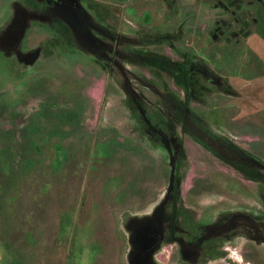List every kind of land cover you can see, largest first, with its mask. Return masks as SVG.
I'll return each instance as SVG.
<instances>
[{
    "label": "rangeland",
    "instance_id": "1",
    "mask_svg": "<svg viewBox=\"0 0 264 264\" xmlns=\"http://www.w3.org/2000/svg\"><path fill=\"white\" fill-rule=\"evenodd\" d=\"M85 1L87 8L98 10L100 21L121 34V46L112 43V50L134 46L135 53L176 60L179 56L168 44L173 40L180 50L200 58L204 66L228 76L227 83L236 91L228 98L225 89L206 86L192 76L193 94L187 95L186 83L180 78L163 70L154 72L155 68L129 66L144 80L133 86L140 98H148L141 103L147 116L156 114L157 107L164 116L162 112H169L174 102L188 103L207 120V129L236 141L241 148L250 145L247 138L256 135L255 127L264 134V99L259 102L253 97L256 91H264V50L260 49V58L254 47L257 61L248 55L238 60L218 46L210 52L208 40H202L215 15L200 3L210 0H197L198 4L181 0L186 6L176 14V23L163 11L157 16V8L153 15L144 11L165 7L167 0ZM14 2L0 0V193L4 190L0 199V264H117L123 260L122 248L128 264L131 246L124 222L126 216L150 214L158 203L156 199L147 204L154 186H159L158 201L161 199L168 174L163 155L153 149L141 152L135 149L141 146H134L140 142L130 141L143 130L130 117L117 66L109 61L111 66H107L97 53L96 61L83 46L79 50L67 30L64 40L59 39L51 21L54 16L37 2L30 11L24 10L35 16H26L22 25L17 23ZM36 13L44 18L36 19ZM156 36L160 41L163 36L176 39L158 42ZM130 39L138 42L130 44ZM239 62L245 63L241 71L236 67ZM244 72L260 76L250 83L233 77ZM250 125L247 135L245 129ZM263 146L256 141L250 148L263 153ZM126 148L127 152L123 151ZM254 153L264 160V154ZM157 165L162 173L153 168ZM236 175L223 169L214 173L220 181L217 188L194 189L201 197L209 196L202 199L211 203L206 208L207 221L221 209H232L238 203L242 208L250 198H254L250 200L254 209L263 206L264 185ZM137 193L143 197L135 200ZM246 244L240 238L230 248ZM241 255L230 254L228 263L254 264L255 260L264 264V247L256 246L249 254L253 262L243 261ZM216 262L208 264H221Z\"/></svg>",
    "mask_w": 264,
    "mask_h": 264
},
{
    "label": "flooded vegetation",
    "instance_id": "2",
    "mask_svg": "<svg viewBox=\"0 0 264 264\" xmlns=\"http://www.w3.org/2000/svg\"><path fill=\"white\" fill-rule=\"evenodd\" d=\"M84 1L15 0L12 4L13 7L16 6L14 18L21 25L27 19L26 16L29 18L35 16L31 17L32 13L25 14L24 10L32 9L31 7L36 2L46 6L49 10H46L47 13L54 16L51 21L55 25L53 29L59 34V39L64 40L67 30V33H71L69 38L72 44H75L74 46H77L79 50H81L79 46H83L90 52L88 55L94 57L96 61L97 53L99 59L105 61L106 63H103L107 66H111L108 61L110 64L113 62L119 70L130 117L136 120V124L139 122L140 129L143 130V134L133 133L137 139L130 141H139V145L134 144V146H141V149L135 148L141 152L143 149L150 153L153 149L163 155L162 161L168 174L166 189L161 199L158 201L161 196L159 186H154L153 194L147 196L149 199L147 204L156 199L158 203L150 214L145 216L142 213L139 217L133 218L126 216L124 222V229L128 235L127 241L131 246L128 264H208V262L217 263L216 260H219L221 264H229L230 254H239V252L242 254L243 261L250 262L249 254L255 247H264V215H261V211L264 210L263 198L260 199L263 206H258L256 209L252 203L254 198H250V203L241 204L242 208L238 207L240 205L238 203V206L232 209H221L207 221L206 208L211 203H205L202 199L209 196L201 197L202 193L194 191V189L217 188L220 181L214 177V173H219L223 169L230 172L232 170L237 174L236 176L248 178L249 182H258L264 185V160L254 153L257 151L261 153V150L256 147L250 148L251 144L256 141L264 145V134L262 135L261 129L255 127L256 135L250 140L246 136L252 127L251 125L247 127L245 137L249 140L250 145L241 148L236 141L231 142L207 129L209 128L207 120L188 103L178 105L174 102L169 108V112H162L164 116L159 113L162 109L157 107L156 114H153L152 117L147 116L141 103L142 99L148 98L144 95L140 98L133 86L143 83L144 80H139L137 73L129 66L155 68L154 72L163 70L168 75L180 78L186 83L187 95L193 94V85L189 83L194 82V78L190 77L197 76L196 78L201 79L206 86L218 90L219 88L225 89L226 97L230 98L232 95H236V91L227 83L228 76L220 74L221 71L218 69L214 68V70L204 66L200 58L180 50L173 40L168 44L171 45L174 54L179 56L176 60L140 52L135 53L134 46L112 50L110 45L112 43L121 46L119 42L121 34L115 33L112 26L100 21L96 13L98 10L95 8L90 10L86 7L89 2L85 1L87 3L84 4ZM167 1L165 7L158 5L144 11L148 10L150 15H153V11L157 8V16L160 11H163L166 13V17L172 18V21L175 22L176 14L180 10L184 11L185 8L182 5H186L181 0ZM195 1L196 4L199 3L197 0ZM171 3L173 6L176 4L175 9L170 6ZM200 3L205 8L209 7L215 15L206 27L204 40H202H208L210 52L215 50L213 47L218 46L229 51L230 54L236 55L238 60L243 57L247 58V55L249 58L252 56L256 61L259 60L252 51L255 46H257L259 55L260 49L264 50V0H210V2L200 1ZM170 12L173 13L172 17L169 16ZM36 15L38 16L36 19L44 18V14H41V17L37 13ZM152 23L153 19H151ZM180 25L184 26L185 24ZM204 25L206 26V24ZM187 27H191V25H187ZM171 38L176 39L175 36H169V39L163 36V41H160V37L156 36L158 42H164L165 39L170 40ZM129 42L136 44L135 42L138 41L130 39ZM98 62L100 63V61ZM248 65L250 66V64ZM238 66L241 71L244 69L245 63L239 62L236 64V67ZM259 76H254L252 72H244L234 74L233 77H240L237 79L242 78L241 80L250 83ZM157 77L158 80H161L159 75ZM161 84L164 85L162 81ZM243 88L249 89L250 87L243 86ZM254 88L256 89V87ZM263 92L256 91L253 97L258 98L261 102L264 99V95L261 94ZM164 93L165 91H163ZM231 110L239 113L235 108ZM144 141L145 144H143ZM132 146L131 144L127 147ZM127 150V148L123 149L126 152ZM158 167L157 165L153 168L157 169ZM157 171L162 173L158 169ZM171 172L173 173L172 177L170 176ZM208 172H210L211 178L208 177ZM184 183L186 188L184 196H182ZM142 197V194L137 193L134 199L138 200ZM210 197L212 199L213 196ZM258 210L261 211L258 212ZM240 238L244 240V243H247V246L243 245L240 249L230 248V245H234ZM123 252V260L119 261L120 263L126 260L125 251L122 248L121 254ZM252 260L251 262H253ZM253 263L258 264L255 260Z\"/></svg>",
    "mask_w": 264,
    "mask_h": 264
},
{
    "label": "trees",
    "instance_id": "3",
    "mask_svg": "<svg viewBox=\"0 0 264 264\" xmlns=\"http://www.w3.org/2000/svg\"><path fill=\"white\" fill-rule=\"evenodd\" d=\"M2 193H0V199L3 197L4 190H1ZM3 206L0 205V209H2Z\"/></svg>",
    "mask_w": 264,
    "mask_h": 264
},
{
    "label": "water",
    "instance_id": "4",
    "mask_svg": "<svg viewBox=\"0 0 264 264\" xmlns=\"http://www.w3.org/2000/svg\"><path fill=\"white\" fill-rule=\"evenodd\" d=\"M5 38H6V37H5ZM172 175H173V173L171 172V175H170V176L172 177Z\"/></svg>",
    "mask_w": 264,
    "mask_h": 264
},
{
    "label": "crops",
    "instance_id": "5",
    "mask_svg": "<svg viewBox=\"0 0 264 264\" xmlns=\"http://www.w3.org/2000/svg\"><path fill=\"white\" fill-rule=\"evenodd\" d=\"M117 264H120V262H119V261H117Z\"/></svg>",
    "mask_w": 264,
    "mask_h": 264
}]
</instances>
